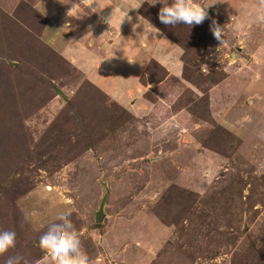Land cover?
<instances>
[{"label":"rangeland","instance_id":"1","mask_svg":"<svg viewBox=\"0 0 264 264\" xmlns=\"http://www.w3.org/2000/svg\"><path fill=\"white\" fill-rule=\"evenodd\" d=\"M142 2L0 0V264L65 207L90 264H264L262 0Z\"/></svg>","mask_w":264,"mask_h":264},{"label":"clouds","instance_id":"2","mask_svg":"<svg viewBox=\"0 0 264 264\" xmlns=\"http://www.w3.org/2000/svg\"><path fill=\"white\" fill-rule=\"evenodd\" d=\"M157 3L162 5L158 10L157 18L160 23L166 26L188 25L191 27L199 25L208 15V6L199 5L194 0H152L149 4L154 6ZM129 9L124 12L122 22L125 19L129 23L132 22V17L128 16ZM254 15L257 23H264V0L255 10ZM148 24L149 28H145L143 20L138 16L136 23L132 25L133 31L135 32L137 27L142 26V33L147 38L151 36V39H158L160 30L155 28L149 21ZM210 31L212 36L220 42V45L224 43L223 28L217 25L215 20L210 25ZM71 215L69 208H61L56 213L54 221L49 223L46 230L39 236V247L47 253L51 264H90L88 255L81 247L79 233L70 219ZM15 243V231L0 230V255L14 248ZM3 264H29V262L20 255H13L7 257Z\"/></svg>","mask_w":264,"mask_h":264},{"label":"crops","instance_id":"3","mask_svg":"<svg viewBox=\"0 0 264 264\" xmlns=\"http://www.w3.org/2000/svg\"><path fill=\"white\" fill-rule=\"evenodd\" d=\"M107 17V16H106ZM114 17H112V19H113ZM132 82H134V80L132 79ZM127 91H128V89H127Z\"/></svg>","mask_w":264,"mask_h":264}]
</instances>
